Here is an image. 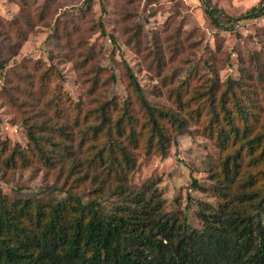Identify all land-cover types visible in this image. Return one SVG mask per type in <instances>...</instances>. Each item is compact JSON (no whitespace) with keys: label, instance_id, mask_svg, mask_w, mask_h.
<instances>
[{"label":"trees","instance_id":"1","mask_svg":"<svg viewBox=\"0 0 264 264\" xmlns=\"http://www.w3.org/2000/svg\"><path fill=\"white\" fill-rule=\"evenodd\" d=\"M199 1L211 25L225 31L234 30L232 22L264 15V0L236 18ZM21 21L29 22L24 8L9 22L10 28L21 30ZM99 26L104 34L100 21ZM2 38L0 70L11 57L2 55L4 49L19 45ZM250 61L253 70L241 80L221 82L217 73L197 77L189 71L170 90L172 108L149 103L125 59L129 96L109 98L96 88L99 75L84 77L87 108L80 101L66 106L67 98L48 90L51 67L34 79L40 95L32 91V72H21L17 79L4 76L1 95L18 112L28 142L21 147L0 137V173L58 167L65 181L49 186L51 192L64 193L62 197L23 195L21 188L0 194V264H264V61L258 54ZM105 79L115 81V73ZM135 103L143 118L140 130ZM68 111L71 121H63ZM190 119L219 149L214 173L224 190L231 189L230 210L220 220L202 211L200 232L190 229L186 215L181 219L164 210L153 184L139 189L126 185L125 168L134 166L127 143L138 145L142 136L146 154L165 155L168 125L177 135ZM83 146L90 156L81 161L85 170L79 177L77 149ZM81 184L88 198L74 190ZM114 197L112 206L105 204Z\"/></svg>","mask_w":264,"mask_h":264},{"label":"rangeland","instance_id":"2","mask_svg":"<svg viewBox=\"0 0 264 264\" xmlns=\"http://www.w3.org/2000/svg\"><path fill=\"white\" fill-rule=\"evenodd\" d=\"M207 1L236 18L261 0ZM44 2L46 7L41 9ZM21 8L27 11L29 22L21 21L23 28L12 30L9 22ZM232 23L234 30L214 28L199 0H0V36L8 43L19 41L15 50L4 49L2 54L11 57L0 70V137L11 145L27 146L22 119L1 95L4 76L17 79L21 72H32V91L40 95L39 85L33 86L34 79L51 67L46 76L48 90H56L67 98L66 106L80 101L84 108L89 102L84 77L99 75L96 88L109 98L129 96L123 59L149 103L164 108L173 107L170 90L189 71L197 77H214L217 73L221 82L246 78L245 73L253 70L251 56L258 54L264 61V15ZM87 52L90 59L85 63ZM110 72L115 73V81L105 79ZM27 80L30 81L29 75ZM133 107L139 116L140 130L143 118L138 104ZM63 121H71L70 111ZM167 131L170 143L165 155L157 151L146 154L142 136L138 145L127 143L134 166L131 163L130 170L125 168L126 185L139 189L153 184L163 199L164 210L181 219L186 215L190 229L200 232L204 227L202 211L209 218L220 220L230 210L231 189L224 190L214 173L221 153L192 119L180 134L174 135L175 130L169 125ZM86 148L77 149V176H83L81 161L90 156ZM64 181L65 172L58 167L18 168L0 173V194L11 195L21 188L18 192L23 195L62 197L64 193L51 192L49 186H61ZM74 190L88 198L83 184ZM116 201L114 197L105 204L112 206Z\"/></svg>","mask_w":264,"mask_h":264}]
</instances>
